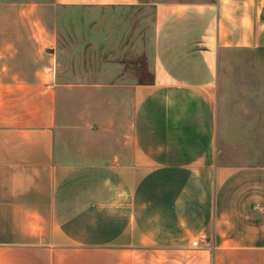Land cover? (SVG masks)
Listing matches in <instances>:
<instances>
[{
  "label": "crops",
  "instance_id": "obj_1",
  "mask_svg": "<svg viewBox=\"0 0 264 264\" xmlns=\"http://www.w3.org/2000/svg\"><path fill=\"white\" fill-rule=\"evenodd\" d=\"M140 4L0 0V264H264V164L218 142L220 56L264 51V0L156 2L150 81L118 59L108 93L66 77V11Z\"/></svg>",
  "mask_w": 264,
  "mask_h": 264
},
{
  "label": "rangeland",
  "instance_id": "obj_2",
  "mask_svg": "<svg viewBox=\"0 0 264 264\" xmlns=\"http://www.w3.org/2000/svg\"><path fill=\"white\" fill-rule=\"evenodd\" d=\"M160 1L207 0H141V4L136 8L98 11L91 13V18L85 17L82 11H66L62 22L66 42V50L62 54L66 77L73 76L74 82H79L75 84L89 81L99 83L94 86L93 91L97 94L108 93L110 91L106 90L109 87L105 83L106 80L95 76L98 71H103L99 68L103 61L118 59V62L123 60L129 64L137 60L139 68H131L129 74L137 76L138 80L150 81L151 69L147 58L141 55V42L144 41L147 52L144 55L147 57L152 37V7ZM88 45L94 47L89 49ZM219 64L220 91L224 97L222 111L224 110L225 115V121L221 123L220 120L219 146L232 157L234 163L264 164V111L254 112V116L243 115V121L246 122L243 129L251 131H241L238 125L242 123V116H233L234 111L237 112L234 114L243 111L234 109V99L243 96L247 99L255 93H264V51H226L220 56ZM75 87L76 90L85 88L83 85ZM120 88V85L116 84L112 86V92H120Z\"/></svg>",
  "mask_w": 264,
  "mask_h": 264
},
{
  "label": "built area",
  "instance_id": "obj_3",
  "mask_svg": "<svg viewBox=\"0 0 264 264\" xmlns=\"http://www.w3.org/2000/svg\"><path fill=\"white\" fill-rule=\"evenodd\" d=\"M192 246L197 247L198 246V242L197 241L192 242Z\"/></svg>",
  "mask_w": 264,
  "mask_h": 264
}]
</instances>
